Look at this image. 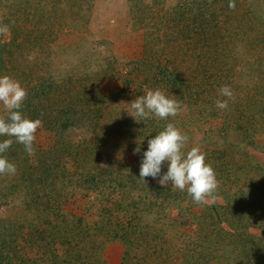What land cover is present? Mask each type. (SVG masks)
Masks as SVG:
<instances>
[{"label": "trees", "instance_id": "1", "mask_svg": "<svg viewBox=\"0 0 264 264\" xmlns=\"http://www.w3.org/2000/svg\"><path fill=\"white\" fill-rule=\"evenodd\" d=\"M94 1L0 0V24L10 28L8 39L0 35V76L16 78L26 89L23 115L40 119L39 129L55 141L52 150L34 143L33 156L15 142L5 153L17 172L0 175V203L21 194L25 214L0 219V264H108L103 254L111 242L122 248L119 264H137L143 252L158 264H170L172 257L183 258L184 264H204L219 255L227 264H264V170L251 172L254 160L248 150L264 154V143H258L264 140V0H234L235 10L229 8L230 0H177L167 9L160 8L165 0H133L130 6L133 28L148 31L141 58L116 64L125 69L118 93L136 98L160 88L187 105L195 123L222 120L211 132L225 141L226 149L203 152L219 181L217 199L203 205L186 191L161 187L151 177L145 178L146 184L139 179L148 139L169 122L177 127L183 115L138 122L113 116L112 96L98 85L118 71L109 61L98 71L73 78L75 82L70 74L56 80L48 71L55 41L49 32L63 23L68 27L69 17L88 22L85 14ZM164 30L157 43L155 33ZM223 85L234 97L220 110L215 103L226 99L219 96ZM114 135L129 142L135 170L103 160L105 152L114 153L107 147ZM7 138L0 137V142ZM166 171L167 163L162 174ZM78 193L87 204L92 195L97 200L80 215L64 208ZM187 206L201 208L197 218L205 227L202 237H187L176 250L165 239L160 249L159 237L147 231L144 214L177 207L182 217ZM251 229H260V234L252 235ZM146 235L154 243L143 251ZM25 248L35 250V256L24 255ZM227 248L233 249L234 258Z\"/></svg>", "mask_w": 264, "mask_h": 264}, {"label": "rangeland", "instance_id": "2", "mask_svg": "<svg viewBox=\"0 0 264 264\" xmlns=\"http://www.w3.org/2000/svg\"><path fill=\"white\" fill-rule=\"evenodd\" d=\"M133 0H95L91 12L86 13V20H73L69 17L67 20L68 27L65 23L62 24V28H53V32L50 35L55 37V41L52 44V63L50 66L46 65L48 71L52 73V76L56 80L66 77L65 74H70L72 77L71 82H75L73 78L77 79L88 75L92 71H98L101 67L106 66L105 61H109L111 66L115 65L117 68L116 75L110 74L105 79L98 82L101 92L105 95L112 96V102L110 109L113 116L118 115L120 119L131 118L127 113L130 111V103L135 99L132 95H121L118 93L122 84L119 80L121 75H124L125 69L118 68V63H129L130 61L140 59L143 52V43L146 36L145 30H137L133 28L130 23V6ZM177 0H165L160 8L167 9L173 6ZM145 4H152V0H142ZM3 14V9L0 11V15ZM83 19H85L83 17ZM59 20V19H58ZM149 20L147 19L146 23ZM152 30V29H151ZM166 30L163 32H157L154 36L155 41L158 43L160 36H163ZM169 34V31H167ZM9 34L1 35V39L6 40L9 38ZM151 47H157L158 44H152ZM178 48V47H177ZM172 49V48H171ZM32 59L29 57V60ZM168 68V67H167ZM16 79V78H14ZM17 80V79H16ZM6 110L3 105H0V117H4ZM180 124L177 126L181 131H187L189 134V143L187 147L189 149L193 146H198L204 152L205 150L219 149L225 150L226 144L224 140L218 137L216 132L222 125V120H212L207 122L195 123L193 113L187 109L186 112H182ZM264 139V135L262 136ZM53 135L47 131L39 129L36 133L35 146L44 150H52L54 144ZM258 143H264V140L258 141ZM107 147L111 149L112 154L104 153L103 160L106 163H114L118 167L123 169L135 170L137 163L135 160V152L129 148V142L114 135ZM186 147V148H187ZM102 150L105 148L102 147ZM251 154V158L254 162L249 163V168L258 172V170H264V154L259 151L248 149ZM67 166L70 169V161H67ZM90 197L89 204L86 203L87 199L81 196L79 193L70 198L66 204L65 209L68 212L80 215L86 206H93L96 203V199ZM187 211L182 212V217L178 216V208H165L158 211H148L144 214V224L151 231L159 237V247L164 250L165 239L170 241L173 250L179 249L182 244L187 243V237L195 241L197 238L202 237V230L205 229L203 223L197 216L201 213V208L187 206ZM24 208L22 203V195L14 194L8 199V203H0V219H17L24 216ZM187 214V215H186ZM190 214L192 216H190ZM170 218L175 219L172 223ZM250 233L253 235H259L260 229H251ZM165 236H163V235ZM184 237V240H183ZM147 240H141L140 248L143 251L146 248H153L150 244L154 243L153 238L150 235H146ZM191 239V240H192ZM166 244V243H165ZM167 245V244H166ZM176 248V249H175ZM233 249L227 248V252L230 251L231 257L234 258ZM36 251L31 248H25L23 254L27 257L35 256ZM236 253V252H235ZM122 254V248L115 245L114 242L107 244L105 252L103 254L104 259L108 264H119ZM221 254V252H220ZM143 252L140 255V259L137 258V264H158L150 257H145ZM145 257V258H144ZM143 259V260H141ZM170 264H184L183 258L172 257ZM203 264V263H202ZM204 264H227L224 259L218 258L211 260L210 262L204 261Z\"/></svg>", "mask_w": 264, "mask_h": 264}, {"label": "clouds", "instance_id": "3", "mask_svg": "<svg viewBox=\"0 0 264 264\" xmlns=\"http://www.w3.org/2000/svg\"><path fill=\"white\" fill-rule=\"evenodd\" d=\"M228 6L235 10L234 0H230ZM9 32L8 25L0 24V35ZM27 95L19 81L8 75L0 76V105L7 112L6 119L0 117V137H8L0 142V175L14 176L17 172L16 166L5 155L14 142L23 145L28 156L35 155L36 133L42 121L23 115L21 109ZM219 96L226 99H217L215 107L225 110L234 93L228 85H223L219 89ZM127 104L130 105L127 113L136 122L152 118L168 120L187 111V105H182L175 96L166 95L160 88L147 90ZM188 143L187 134L174 123H167L154 138L148 139L147 150L140 161L139 179L146 184L145 178L151 177L161 187L170 186L172 191H186L194 203L203 205L217 199L219 181L215 170L206 163V156L200 147L193 146L185 151ZM135 151L138 153L140 149ZM165 163L167 171L162 174Z\"/></svg>", "mask_w": 264, "mask_h": 264}]
</instances>
